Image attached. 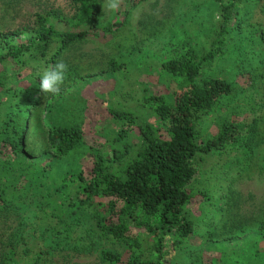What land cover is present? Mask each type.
<instances>
[{
	"label": "rangeland",
	"instance_id": "1",
	"mask_svg": "<svg viewBox=\"0 0 264 264\" xmlns=\"http://www.w3.org/2000/svg\"><path fill=\"white\" fill-rule=\"evenodd\" d=\"M98 2V23L121 21L120 27L101 38L73 42L63 50L57 61L69 66L61 86L64 92L53 95L40 89L30 95L33 99L28 102L33 107L22 121L23 150L11 174L0 169V186L7 178L9 198L0 212V264H6L5 245L11 233L18 237L14 252L19 264L37 250L45 252L42 264H113L101 257L104 249L118 254L115 264H124L126 247L100 237L86 213H69L62 204L63 195L75 174L88 168L90 144L110 154L114 126L107 108L129 109L140 120L153 123L141 97L156 92L171 95L176 83L160 68L161 62L187 46L203 48L207 21L216 19L215 4L210 0H121L115 12L103 7L106 0ZM48 9L66 15L73 12L68 0H0V31L29 26L34 12ZM240 15L241 30L229 40L208 74L227 76L240 88L231 110L238 111L239 118L253 116L258 132L247 161H241L240 150H227L212 159V164L219 161L222 168L230 169L220 183L225 198L218 200V193H210L206 210L194 208L199 222L176 255L179 264H253L244 239L250 243L256 232L264 235V0H243ZM24 34L22 31L19 37ZM110 59L125 62L127 69L109 73L105 67ZM15 78L9 77L6 86L21 87L35 80L25 72ZM4 95L9 94L0 88V97ZM16 97L20 99L21 94ZM227 107L221 106L204 120L207 132L214 128L218 115L227 113ZM60 109L65 111L58 117ZM58 121L82 124L87 145L52 160L46 155L44 132ZM59 227L68 237L55 238ZM209 230L211 237L206 240ZM229 237L235 238L234 248ZM254 251L264 253V239H259Z\"/></svg>",
	"mask_w": 264,
	"mask_h": 264
},
{
	"label": "trees",
	"instance_id": "2",
	"mask_svg": "<svg viewBox=\"0 0 264 264\" xmlns=\"http://www.w3.org/2000/svg\"><path fill=\"white\" fill-rule=\"evenodd\" d=\"M210 1L215 4L216 19L207 21L204 47L187 46L160 64L176 79L171 95L156 92L141 97V105L153 123L140 120L129 109L107 108L114 126L110 154L88 144L89 166L75 174L63 195L62 204L69 213H86L100 237L126 247L124 264H179L176 255L199 222L194 208L206 210L210 193H218V200L225 198L220 183L230 169L222 168L219 161L212 164V159L227 150H240L241 161H247L253 151L256 119L239 118L238 111L231 110L240 88L227 76L208 74L229 40L241 30L243 0ZM68 3L73 9L71 15L59 9L34 12L29 26L0 31V88L9 94L0 97V169L7 174H11L23 150L22 121L33 107V102H28L33 99L30 95L41 89L40 74L54 65L71 43L104 37L121 25V21L98 23V0ZM22 31L24 38L19 37ZM126 66L110 59L105 69L118 73ZM22 72L35 80L21 87L6 86L9 77L18 78ZM19 94L20 99L16 97ZM21 101L29 104L21 105ZM221 106H228L227 113L218 115L214 128L207 132L202 123ZM64 111L58 110L57 116ZM60 121L44 132L46 155L52 160L86 144L82 124ZM4 181L0 186V212L8 198L7 178ZM64 232H56L55 238L68 237ZM10 235L4 258L6 264H19L14 252L18 237ZM210 237L209 230L204 239ZM261 238L262 232H256L250 243L244 239L253 264H264V253L254 251ZM228 240H233L234 248L235 238ZM44 254L37 250L23 264H42ZM100 254L108 263L119 262L118 254L111 250L104 249Z\"/></svg>",
	"mask_w": 264,
	"mask_h": 264
},
{
	"label": "clouds",
	"instance_id": "3",
	"mask_svg": "<svg viewBox=\"0 0 264 264\" xmlns=\"http://www.w3.org/2000/svg\"><path fill=\"white\" fill-rule=\"evenodd\" d=\"M121 0H106L105 9L115 12L119 9ZM69 66L63 60L57 61L54 65L46 68L40 74V88L44 93L53 95L59 94L61 86L67 79Z\"/></svg>",
	"mask_w": 264,
	"mask_h": 264
}]
</instances>
